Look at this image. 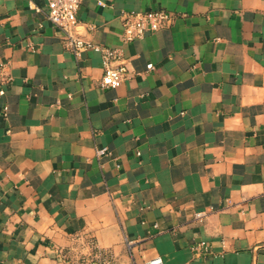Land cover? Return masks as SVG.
<instances>
[{"label":"crops","instance_id":"crops-1","mask_svg":"<svg viewBox=\"0 0 264 264\" xmlns=\"http://www.w3.org/2000/svg\"><path fill=\"white\" fill-rule=\"evenodd\" d=\"M155 10L172 23L125 42ZM47 15L0 0V264H81L92 243L114 264H264V0H84L117 89Z\"/></svg>","mask_w":264,"mask_h":264},{"label":"built area","instance_id":"built-area-1","mask_svg":"<svg viewBox=\"0 0 264 264\" xmlns=\"http://www.w3.org/2000/svg\"><path fill=\"white\" fill-rule=\"evenodd\" d=\"M33 5L34 0H28ZM84 0H46L48 7V19L54 26L61 29L64 33V43L77 59L88 51L98 52L101 55L103 76L101 87L106 89H117L128 75V68L121 57L118 49L103 47L92 44L83 39L79 33L80 23L78 21V12ZM100 5H103L100 3ZM174 16L165 10H155L146 13H129L124 21V41L132 42L142 38L147 32H156L172 23ZM152 70L153 65H148ZM4 91H0L3 95ZM7 116V108L3 114ZM108 154L107 148L96 151L97 157ZM205 217L204 213H197L196 219L201 220ZM131 246V243H129ZM93 253L81 264H114V254L110 250L100 249L96 243H92ZM201 247L208 252V247L202 243ZM144 264H164L161 257H157Z\"/></svg>","mask_w":264,"mask_h":264}]
</instances>
